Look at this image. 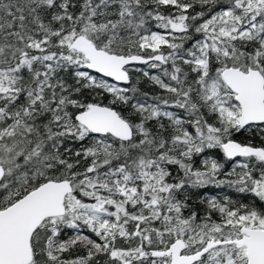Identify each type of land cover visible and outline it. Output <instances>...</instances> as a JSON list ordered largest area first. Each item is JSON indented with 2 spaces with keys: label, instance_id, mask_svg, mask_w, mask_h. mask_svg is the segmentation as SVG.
I'll list each match as a JSON object with an SVG mask.
<instances>
[{
  "label": "snow or ice",
  "instance_id": "6c2138e0",
  "mask_svg": "<svg viewBox=\"0 0 264 264\" xmlns=\"http://www.w3.org/2000/svg\"><path fill=\"white\" fill-rule=\"evenodd\" d=\"M0 264H264V0H0Z\"/></svg>",
  "mask_w": 264,
  "mask_h": 264
},
{
  "label": "trees",
  "instance_id": "16d2710c",
  "mask_svg": "<svg viewBox=\"0 0 264 264\" xmlns=\"http://www.w3.org/2000/svg\"><path fill=\"white\" fill-rule=\"evenodd\" d=\"M141 87L145 88V90H151L150 88H147L145 85H141ZM246 138V134H238L235 139L243 141ZM207 191H215L214 189H208Z\"/></svg>",
  "mask_w": 264,
  "mask_h": 264
}]
</instances>
